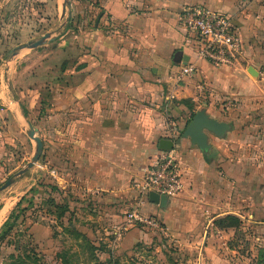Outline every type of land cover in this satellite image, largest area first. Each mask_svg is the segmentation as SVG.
<instances>
[{
  "label": "crops",
  "instance_id": "obj_1",
  "mask_svg": "<svg viewBox=\"0 0 264 264\" xmlns=\"http://www.w3.org/2000/svg\"><path fill=\"white\" fill-rule=\"evenodd\" d=\"M79 1L72 4L82 19L78 53L68 63L66 86L54 90L38 122L40 183L49 171L46 184L72 193L85 221L107 233L119 227L121 255L150 239L131 225L121 234L133 209L157 217L181 244L199 235L207 215L213 226L227 214L245 217L238 207L246 200L256 206L247 213L253 218L264 208V112L254 117L264 111L256 101L264 78V0ZM195 5L231 16L246 50L234 67L197 56L195 34L180 23L182 11ZM179 51L186 63L175 60ZM186 65L197 71L179 81L176 72ZM203 108L229 128L222 136L209 133L211 150L188 138L177 143L178 131ZM162 139L175 141L184 179V190L164 207L133 186L163 151Z\"/></svg>",
  "mask_w": 264,
  "mask_h": 264
},
{
  "label": "rangeland",
  "instance_id": "obj_2",
  "mask_svg": "<svg viewBox=\"0 0 264 264\" xmlns=\"http://www.w3.org/2000/svg\"><path fill=\"white\" fill-rule=\"evenodd\" d=\"M62 1L0 0V147L3 146L0 159L5 160L0 164V188L34 154L37 144L24 128L34 127L41 137L40 116L49 110L54 90L66 86L68 63L78 53L81 14L77 6L73 8L75 0H70L63 14ZM78 1L74 4L81 6ZM46 33L51 36L43 45L23 47ZM258 85L257 104L264 103V78ZM23 110L28 117H24ZM260 112L256 110L254 117L260 118ZM40 158L12 184L0 189V213H3L0 264H54L55 261L66 264H264V208H258L259 213L252 218L248 214L254 212L256 206L249 200L238 207L245 212V217L239 216L241 223L237 228L213 226L212 215H207L202 231L186 244L173 239L169 232L158 235L142 228L143 225L130 224L146 230L150 239L123 255L116 254L119 227L107 228L108 233L104 232L97 228L98 223L85 221L74 207L77 212L74 221L91 228L97 242L117 255L113 258L115 263L102 262L108 259V253L97 256L89 240L70 230L66 219L65 223L60 219V210L50 199L53 195L61 200L67 190L61 194L51 190L46 184L51 177L49 171L48 177L40 183L38 179L42 175L37 166ZM258 160L251 159L252 165ZM67 193L70 201H76L72 193ZM15 215H19L17 220H14ZM10 216L13 218L8 227L4 223ZM36 221L39 223H33ZM98 231L100 234H96Z\"/></svg>",
  "mask_w": 264,
  "mask_h": 264
},
{
  "label": "built area",
  "instance_id": "obj_3",
  "mask_svg": "<svg viewBox=\"0 0 264 264\" xmlns=\"http://www.w3.org/2000/svg\"><path fill=\"white\" fill-rule=\"evenodd\" d=\"M180 23L195 34L194 49L198 57L217 66L234 67L244 56L245 44L231 16L202 5H195L182 11ZM196 71L194 65L182 66L177 70L176 78L179 81L184 80L194 75ZM171 98H175V95H171ZM133 186L142 195H148L151 191L168 196L179 195L184 190V179L175 150L161 151L146 169L143 178ZM125 219V225L121 230L137 223L158 229L162 234L168 233L157 217L138 209L128 211Z\"/></svg>",
  "mask_w": 264,
  "mask_h": 264
},
{
  "label": "water",
  "instance_id": "obj_4",
  "mask_svg": "<svg viewBox=\"0 0 264 264\" xmlns=\"http://www.w3.org/2000/svg\"><path fill=\"white\" fill-rule=\"evenodd\" d=\"M69 3L70 0L62 1L63 14L66 12V8ZM50 36L51 33H46L37 41H28L23 45V47L36 48L46 43L48 39H50ZM175 60L177 62L183 61V63H186L188 60V56H183L182 52L179 51L178 53H176ZM248 71L254 77H257L259 74L258 70L254 66H250L248 68ZM228 128L229 125L227 122L220 121L217 118L212 117L205 108L198 109L193 115L192 119L184 127L180 139H178L176 142L179 143L183 138H188L194 144L198 145L201 149L211 150L212 145L209 142V133H214L217 136H222ZM24 129L27 135L36 142V150L31 156L30 160L27 161V163L19 171H17L13 177L7 179L0 189L8 187L14 182L17 176L26 173L30 168H32L43 152L44 143L42 138L36 134V129L34 127ZM160 143L162 150H173L175 146V141L172 139H162ZM149 198L152 202L160 204L162 207H164L168 203L169 196L166 194H160L158 192L151 191L149 193Z\"/></svg>",
  "mask_w": 264,
  "mask_h": 264
},
{
  "label": "trees",
  "instance_id": "obj_5",
  "mask_svg": "<svg viewBox=\"0 0 264 264\" xmlns=\"http://www.w3.org/2000/svg\"><path fill=\"white\" fill-rule=\"evenodd\" d=\"M243 38V37H242ZM244 41V39H243ZM245 44V42H244ZM246 50L244 49V54H245ZM213 64V63H212ZM264 111L260 112V114H262ZM23 115L25 117H28L27 111L23 110ZM194 115V112L192 113L190 119L192 118V116ZM190 119L186 122V124L190 121ZM186 126V125H185ZM184 129V127H183ZM183 129L178 131V135L180 136ZM49 186L51 187V190L54 192H57L58 194H61V190L57 185H53L51 183H49ZM65 195V194H63ZM68 195H65L61 200H58L55 196H52V198L50 199L51 203L53 205H55L59 210H60V214L59 217L60 219L63 218L64 219V223H65V219H66V226H68V228L70 230H72L74 233L76 234H80L83 235L86 239L89 240V242L91 243L92 247L94 248V250L97 251V256H99V253H108V259L102 262H112L115 263L116 261L113 260L114 255L113 252H111L110 250L105 249L104 247H102L100 245V243L97 242V237L95 236V234H93L92 229L88 228L86 225L84 224H78L76 223L75 220V213H74V207L76 204V201H68L67 198ZM13 216V215H12ZM12 216H10L7 221H5L4 225L10 227L11 223L10 221L12 220ZM19 218V215H15L14 216V220H17ZM11 219V220H10ZM161 221V220H160ZM33 223H39V222H33ZM241 223V219L234 215V214H227L224 216H220L218 218H216L214 220V225H216V227L220 228V229H228V228H237ZM41 224H43L41 222ZM161 224L163 225V222L161 221ZM164 226V225H163ZM142 228H146V229H151L154 231V233H157L158 235L161 234V232L158 229H153V228H148L146 226H141ZM165 227V226H164ZM90 231V233H88ZM6 233V231L4 232V234ZM117 252V251H116ZM116 254H119L118 252ZM99 258V257H98ZM63 264H66L64 261H61ZM60 262L55 261L54 264H59ZM60 263V264H62Z\"/></svg>",
  "mask_w": 264,
  "mask_h": 264
}]
</instances>
